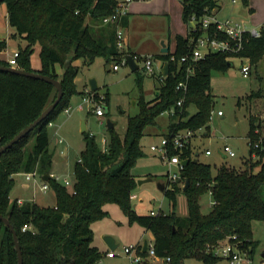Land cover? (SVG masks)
Here are the masks:
<instances>
[{"label": "trees", "instance_id": "obj_1", "mask_svg": "<svg viewBox=\"0 0 264 264\" xmlns=\"http://www.w3.org/2000/svg\"><path fill=\"white\" fill-rule=\"evenodd\" d=\"M217 1L180 0L182 21L188 23L193 18L195 26L185 37L176 36L172 54L159 55L168 63V74L161 78L154 99L144 100L138 81V113L128 118L123 138H119L113 128L108 130L110 138L104 150L97 147L93 137L83 132L85 147L79 162L73 166L72 188L67 189L48 177L45 183L53 192L55 203L52 207H40L30 202L19 206L16 200H10L13 176L31 172L41 177L50 174L47 126L68 107L71 95L76 94L73 79L77 70L71 65L72 61L83 59L92 63L95 57L101 56L109 63L119 60L122 53H132L118 52L115 44L117 25L101 22L113 12L117 0H2L7 24L14 31L11 38L26 42L24 48L18 50L17 68L59 81L63 92L57 106L43 121L0 154V215L8 219L16 232L22 264H95L102 254L92 244L91 224L106 216L103 206L108 203L118 205L129 224L136 223L144 232L150 233L155 256L169 258V264H182L185 259L216 264L221 257L215 252L223 243L252 256L256 244L251 238V226L254 222H264L263 156L256 161L248 157L242 170L221 166L214 175L209 165L191 160L188 147L178 150L170 144L168 158L177 156L179 160H187L179 172L183 187L179 188L176 182L170 190L164 188L163 191L169 201L170 213L137 215L130 199L137 185L131 168L142 156L140 141L144 129L156 126L157 117L171 112L167 133L163 136L169 142L179 131L189 130L193 134L202 128L208 131L210 94L205 89L209 86L211 73L229 69L230 57H246L252 66L264 57L262 29L261 36L249 39L237 54L210 52L199 60H191L195 41L204 32L212 34L215 30L214 26L204 30L200 21L211 15ZM239 1L247 6L249 0ZM125 25L126 16L119 22L120 27ZM218 38L224 37L220 34ZM35 46L40 61L38 70L30 66ZM5 49L6 42L0 41V52ZM183 56L190 59L179 63ZM56 65L61 69L60 74L55 72ZM0 66L8 67V64L0 60ZM189 67L192 74L187 77ZM181 82L186 83L185 93L176 89ZM55 97L56 90L51 84L0 71V147L32 123ZM180 98L182 103L177 106ZM190 105L195 108L192 115L187 112ZM255 129L251 120L248 142L258 139ZM33 136V143L28 148ZM185 181H188L186 188ZM179 194L186 202L184 217L175 213ZM206 194L210 195L212 206L208 213L202 214L199 200ZM24 225L30 228L22 230ZM140 255L146 256L142 249ZM16 263L12 234L0 221V264Z\"/></svg>", "mask_w": 264, "mask_h": 264}, {"label": "rangeland", "instance_id": "obj_2", "mask_svg": "<svg viewBox=\"0 0 264 264\" xmlns=\"http://www.w3.org/2000/svg\"><path fill=\"white\" fill-rule=\"evenodd\" d=\"M174 6L168 15L154 14L146 17L141 23L133 24L124 35L129 40V46L125 49L129 53H134L139 57L135 62L137 69L131 71L127 65L121 66V59L106 62L104 57L97 56L92 63H86L83 59H75L71 65L77 70L73 79V86L76 94L69 98V115L63 110L58 113L54 120L47 126L49 139L48 152L51 156L49 175L57 177L59 181H68L67 189H71L74 183L72 173L73 166L79 160L80 153L84 150V134L81 132L82 124L85 126V133L93 137L95 144L104 150L109 142L110 133L106 129V121L114 124L113 131L123 138L128 118L138 113L137 99L140 95L138 81L141 84L144 100L154 99L157 89L161 86L159 79L160 69L163 61L159 58L161 43L172 54L175 47L176 36L185 37L195 23L182 21L180 3L173 0ZM221 8L214 15L218 20L232 19L242 22L246 28L258 27L264 23V0H249L247 6H243L239 0H218ZM4 5L0 4V27L1 38L6 42L7 58L12 56L14 50L23 49L26 42L23 39H12L11 29L4 18ZM88 20L86 19V22ZM3 41V40H2ZM128 47L130 49H128ZM204 52V49L199 48ZM148 57L152 60V74H146L143 69L142 59ZM231 68L225 72H212L210 82L205 92L210 94L209 120L207 123L208 134L205 130L195 131L191 138L185 143V147L190 150V158L199 164L209 165L212 174L221 166L235 170H242L245 160L248 159V134L251 120L256 125L255 133L258 138H264V57L256 65H250L249 75L244 78L240 73L241 64H245L241 58H229ZM118 64V70L106 69V66ZM30 66L33 70H38L40 61L38 57V47H34V52L30 56ZM55 72L61 73L59 65L55 66ZM94 79L97 90L94 92L98 105H101L103 115L97 117L92 113L93 104L82 103L84 88H88V80ZM100 97L103 98L100 101ZM105 97L108 101L105 102ZM148 99V100H147ZM188 115L195 112L194 106L187 108ZM220 112V115H218ZM165 112L156 119V126L146 127L141 138L140 146L142 156L138 157L131 168V173L135 181L151 178L150 182L136 185L131 200L134 211L137 215H149L154 213L169 214L171 208L168 199L163 192L158 190L157 183H163L166 190H170L172 184L167 182L168 175H178L180 169L176 159L161 158L157 152H151L150 146L159 144L160 137L167 133L169 114ZM155 133L156 140L148 136ZM34 136L28 143L30 148ZM61 140V143L58 142ZM106 142V145L103 143ZM228 146L234 157H229L223 153V147ZM14 186L10 192V197L22 199L35 198V202L41 207H52L54 202L53 192L48 189L40 191L42 184L41 175L36 174L34 178L26 180L23 174L15 176ZM61 183V182H60ZM26 184V187H22ZM174 184V183H173ZM184 181L178 183L182 188ZM264 199V193L262 195ZM23 203V201H22ZM32 203V202H30ZM202 214L210 211L212 200L209 194L202 196L199 200ZM106 216L91 224L92 244L102 254V257L95 264H128L126 255L123 254V247H135L140 242L146 241L152 244L153 237L150 233L144 232L136 223L129 224L126 216L120 207L113 203L103 206ZM175 213L180 217L186 216V202L182 195H177ZM252 241L256 244L252 256L245 255L251 264H264V222H254L251 226ZM103 236L114 239L118 247L114 250L115 257L108 258L109 251L103 242ZM223 243L220 247H224ZM220 249L215 253L219 255ZM163 259L147 258L144 264H163ZM182 264H203L195 259H185ZM216 264H227L223 258ZM240 264H249L242 261Z\"/></svg>", "mask_w": 264, "mask_h": 264}, {"label": "built area", "instance_id": "obj_3", "mask_svg": "<svg viewBox=\"0 0 264 264\" xmlns=\"http://www.w3.org/2000/svg\"><path fill=\"white\" fill-rule=\"evenodd\" d=\"M132 1L133 0H117V5L115 9L113 10V12L109 16L104 17L101 21L102 24L104 25L105 24H116L117 25V28L115 31V44H116V48L118 52H124L126 50L123 30H122V27L119 26V22L123 17L127 15L129 4ZM191 21L194 22L193 18H191ZM200 25H201V28H203L204 30H207L210 26H214L215 30L212 34H208L204 32V34L195 41L194 47L190 55V58L192 61L199 60L210 52H221V53H227L229 55L237 54L238 52L242 51L244 43H247L248 40L251 38L260 37L261 30L264 29V25H259L258 27H254V28H246L244 27L242 22H238L232 19L218 20L212 15L204 16L200 21ZM194 26L190 30L187 31L186 35H188L189 32H191L194 29ZM220 34L223 35L224 37L223 39L218 38V35ZM199 48L204 49V52L200 51ZM125 55L127 54L125 53L121 54V57H120L121 66L127 65L124 59ZM17 56H18V51L12 52V56H10L9 59L6 61L8 64V67L17 68V61H16ZM131 56H132L134 63L137 60H139V57L137 55L132 54ZM190 58H188V56H183L180 58L179 63L185 62L186 60ZM230 58H235V57H230ZM241 59L244 60L245 64H241L240 73L242 77L246 78L249 75V71H250L249 60L246 57L241 58ZM170 60L173 61L174 58L171 57ZM142 63H143V69L145 73L152 74L153 68H152L151 58H148V57L143 58ZM118 67H119L118 64L115 63L110 67V69L112 71H117ZM186 73H187V77L191 75L192 68L189 67L186 70ZM161 78L163 77L161 76V73H160L159 79ZM176 89L182 93H185L186 83L185 82L178 83ZM102 100L103 98L100 97V101ZM82 103L93 104L94 108L92 109V113L95 116L101 117L103 115L102 107L101 105L97 104L94 92H91L88 88L85 89L82 93ZM181 103H182V99L180 98L179 101L176 103V105L180 106ZM69 109L70 108L67 107L63 110V112L65 114H68ZM218 115H220V112H218ZM191 136H192V132H190L189 130L179 131L171 137L170 142L166 138L162 137L160 139L159 144H153L150 146L149 149L151 152L159 153L161 158L163 159L167 158L169 162L171 159H176L178 162V168L181 169L182 166L180 165L179 163L180 160L178 159L177 156L168 158L167 147L168 145L171 144L172 148L181 150L185 146V143H187L188 140L191 138ZM263 139L264 138H258L254 140L253 142H248L249 158L252 161L258 160L260 156H263L262 161H264ZM103 143L106 145V142L104 140H103ZM223 153L229 157H234V152L228 146L223 147ZM77 162H79V160H77ZM23 175L26 180H29L36 176V172L24 173ZM49 177L54 179L57 182H61L64 186H67L69 184L66 179L59 181L57 177H54L53 175H49ZM179 181H180L179 174L178 175L176 174L168 175L167 177L168 183H171V184L176 183V182L179 183ZM48 189H49L48 185L45 182H42L40 186V191L45 192ZM130 199L131 200L135 199V196L131 195ZM16 204L20 206L22 204V201L17 199ZM149 214L152 216H155L158 213H154L151 211ZM28 228L30 227L24 225L22 227V230H25ZM140 249H142V244L136 245L135 247H132V246L123 247L122 252L124 255H126L128 264H144V261L147 258H153L157 260L159 259L154 254L152 244H147L146 251H145V254H146L145 257L140 255ZM245 255L246 253L239 252L235 249L234 246L226 243L224 247L220 249V253L218 256L223 258V260H225L227 264H240L242 261H247L249 264H251V261L247 260L245 258ZM106 256L108 258H113L115 257V253L114 251H108L106 253ZM162 263L169 264V258L163 259Z\"/></svg>", "mask_w": 264, "mask_h": 264}, {"label": "water", "instance_id": "obj_4", "mask_svg": "<svg viewBox=\"0 0 264 264\" xmlns=\"http://www.w3.org/2000/svg\"><path fill=\"white\" fill-rule=\"evenodd\" d=\"M1 2H2V0H0V4H1ZM220 7H221V2L217 1L215 4V8L211 11L210 14L212 16H214L218 12ZM161 46L162 47H161L160 54H167L168 49L164 46L163 43H161ZM124 59L126 61L128 68L131 71H135L138 68L137 65L134 63L131 54L125 55ZM227 65H228V68H231L232 64L229 61L227 63ZM0 71L10 72V73H14V74L21 75L24 77H29V78L44 81L48 84H51L54 87V89L56 90V97H55L54 101L47 108H45V110L32 123H30L27 127L22 129L11 140H9L6 144H4L3 146L0 147V154H2L7 149L11 148L13 145H15L17 142H19L22 138H24L33 128H35L41 121H43L54 110V108L57 106V104L61 100L63 92H62L60 82L57 80H53L47 76H43L41 74L33 73V72H26V71L20 70L18 68H10V67H4V66H0ZM160 73H161V76L163 78L166 77V75L168 74V63L167 62L163 63L161 70H160ZM88 87H89V90L91 92H95L97 90L96 81L94 79L88 80ZM105 127L107 130H111L114 127V124L112 122H110L109 120H107ZM84 130H85L84 124H82L81 132H83ZM179 163L181 166H185L187 163V160H180ZM48 177H49V175L45 174L41 177V180L43 182H47ZM150 181H151V178L148 177V178H145L142 180H138L136 183H137V185H141L143 183H147ZM187 185H188V181H185L184 188H186ZM157 188H158V190L163 192L164 191V184L163 183H157ZM0 221L4 224V226L6 228H8V230L12 234V238H13V242H14V249L16 251V258H17L16 264H22V256H21V252H20V246H19V243L17 240L15 230L13 229L12 225L9 223L7 218L0 215ZM102 239H103L105 246L107 247V249L109 251H114L118 247V245L115 243L113 238H111L109 236H103ZM146 247H147V242L144 241L142 244V252L146 251ZM262 257H264V254L262 255Z\"/></svg>", "mask_w": 264, "mask_h": 264}, {"label": "crops", "instance_id": "obj_5", "mask_svg": "<svg viewBox=\"0 0 264 264\" xmlns=\"http://www.w3.org/2000/svg\"><path fill=\"white\" fill-rule=\"evenodd\" d=\"M179 3H180V1H179ZM2 5H4V4H2ZM174 5L175 4H174V1L173 0H133L129 4V7H128V13L126 15V25H125V27L122 28V30H123V36H124V41H125V48L127 46H129V43H128L129 40L124 35V32L127 31L131 25L136 24V23H141L144 19H146V17L152 16L154 14L168 15V14H170L171 9H172V7ZM180 10L182 12L181 3H180ZM3 15H4V18L6 19V9H5V6H4V13H3ZM259 25H264V23H261ZM0 29H1V27H0ZM0 33H2L1 30H0ZM0 36H1V34H0ZM2 40L4 41V39H0V41H2ZM128 49H130V48L128 47ZM14 51H17V50H14V48H12V52H14ZM7 54H8V52H7V47H6V49L4 51L0 52V60L7 61L9 59V57L8 58L6 57ZM132 54H134V53H132ZM110 67L111 66H106V69L108 70V69H110ZM85 89H87V88H84L83 91ZM82 93H79V94L82 96ZM69 114L70 113H68L66 115L68 116ZM84 128H85V126H84ZM202 129H200L199 131H202ZM83 132H85V130ZM205 134H208V131H205ZM148 136L151 137L152 140L155 141L157 135L155 133H151L150 135L148 134ZM162 137H160V138H162ZM58 142L61 143V141H59V140H58ZM247 146H248V142H247ZM248 156H249V151H248ZM15 176L16 175L13 176L14 182H15V179H14ZM26 186H27L26 184H22V187L23 188L26 187ZM11 191H12V189H11ZM9 198H10V200H17V199H19V200L23 201V203L24 202H32V203H35L36 204L34 197L33 198L27 197V199L24 200V199L19 198V197L12 198L9 195ZM54 203L55 202H53V205L52 206H54ZM143 242H140L139 244H143ZM139 244H137V245H139Z\"/></svg>", "mask_w": 264, "mask_h": 264}]
</instances>
